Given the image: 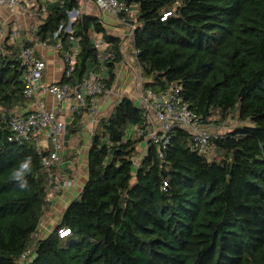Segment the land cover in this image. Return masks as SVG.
I'll list each match as a JSON object with an SVG mask.
<instances>
[{"label": "trees", "instance_id": "obj_1", "mask_svg": "<svg viewBox=\"0 0 264 264\" xmlns=\"http://www.w3.org/2000/svg\"><path fill=\"white\" fill-rule=\"evenodd\" d=\"M124 1L138 10L133 47L142 87L179 84L197 113L239 124L210 139V156L175 128L166 148L148 143L136 165L145 139L129 130L147 119L120 97L93 133L82 191L55 229L37 238L49 179L35 144L9 139L10 114L31 100L20 51L34 42L9 44L8 36L0 50V264H264V0ZM79 7V0L47 3L33 36L60 43L64 58L77 43L58 82L75 87L100 72L91 35L101 34L113 53L102 78L111 87L124 60L122 39L91 14L79 13L67 32ZM74 117L66 135L77 132L82 115ZM25 157L31 171L21 189L11 173ZM64 228L69 234L61 237Z\"/></svg>", "mask_w": 264, "mask_h": 264}, {"label": "built area", "instance_id": "obj_2", "mask_svg": "<svg viewBox=\"0 0 264 264\" xmlns=\"http://www.w3.org/2000/svg\"><path fill=\"white\" fill-rule=\"evenodd\" d=\"M93 1L100 10L118 15L120 22L127 27L129 35L133 40L135 20L138 13V10L134 6L128 5L124 0ZM46 4L43 2L41 5V10L45 15L47 13ZM35 7V0H0V8H8L14 13L17 11L28 13L33 11ZM78 14L73 15L71 12L69 13V24L77 19ZM2 28L3 23L0 19V50L3 48V41L8 36L9 44L21 41V28L19 24L16 23L14 25L11 34L4 40L1 39ZM59 31L55 33V37L58 36ZM66 31H71L69 25ZM91 36L98 50V58L102 64L101 67L104 68L105 60L113 57V53L109 50L110 44L103 39L101 34L93 33ZM34 41L35 43L41 42L38 37H34L32 42ZM42 43L47 45L46 42ZM56 47L58 50H61L60 43ZM77 52L73 50L72 54L66 53L64 58L66 62L72 65ZM20 59L24 67V94L28 99L35 101L36 107L31 111H17L10 114L9 123L12 134L9 139L10 141L19 142L32 141L35 144L36 151L42 156L41 173L49 179V184L46 187L48 196L52 187L59 188L60 186V182L53 185V171L61 162L66 151L65 136L68 125L67 121L60 115V109L51 110L46 107L45 102L40 98V93L45 92L52 95L59 104L64 101L71 102V100H75L73 104H70L71 109L73 113L77 111L82 114L85 110H95L97 98L113 92L114 88L113 86L107 87L99 74L91 75V77L75 87L65 83L45 84L42 82V77L46 65L34 44L21 47ZM138 97V106L144 111L147 119L146 125L142 128L134 126L131 130L144 137L145 146L151 143L159 148H166L171 141L170 134L172 130L179 128L187 131L192 136L201 154L210 156V139L217 135L207 126L209 118L197 113L183 99L182 88L179 84H171L167 90L159 92L141 87ZM65 184H67V181ZM68 184H70L69 181ZM67 234H69L68 229L59 230L61 237ZM22 259H27V256L23 255Z\"/></svg>", "mask_w": 264, "mask_h": 264}, {"label": "crops", "instance_id": "obj_3", "mask_svg": "<svg viewBox=\"0 0 264 264\" xmlns=\"http://www.w3.org/2000/svg\"><path fill=\"white\" fill-rule=\"evenodd\" d=\"M53 1L35 0V9L28 13L21 11L14 13L8 8H0V19L3 23L1 39L4 40L11 34L14 25L17 23L21 28V38L25 37L32 42L34 40L32 31L41 24L46 16L41 10L42 3H52ZM79 5L78 13L99 17L103 21L108 34L122 39L121 50L124 54V60L117 65L115 70L116 79L112 85L114 91L99 96L96 109L85 110L81 114L80 123L76 125L77 132L69 131L65 137L66 151L61 162L53 171V185L60 182V186L59 188L52 187L48 193V206L35 234L37 238H45L55 229L68 205L79 196L87 182L88 153L99 120L111 113L120 97L127 96L137 103L143 82L136 61L133 40L127 27L120 22L119 16L100 10L93 0H79ZM33 44L46 65L42 82L45 84L60 82L66 70V61L61 50H58L54 45H46L42 42L35 43L34 41ZM73 50L79 51L76 42L73 44ZM93 74L96 73L90 71L88 78ZM98 74L101 78L108 77L107 68L101 67ZM40 98L45 102L48 109H60V115L67 121V125L72 124L75 117L70 104H73L75 100H71V102L64 101L59 104L52 95L45 92L40 93ZM35 107V101L29 100L23 112L31 111ZM131 131L130 129L129 132ZM141 146H144V144ZM66 181L67 184H65ZM68 181L70 184H68Z\"/></svg>", "mask_w": 264, "mask_h": 264}, {"label": "rangeland", "instance_id": "obj_4", "mask_svg": "<svg viewBox=\"0 0 264 264\" xmlns=\"http://www.w3.org/2000/svg\"><path fill=\"white\" fill-rule=\"evenodd\" d=\"M138 104L139 103L137 102V105ZM238 124H239V122L237 121V118L230 117L227 120L222 121L220 119V115H218V114L212 115L207 121V126L216 135L224 134L227 131L236 127ZM129 135H135V132L131 131V132H129ZM212 151L213 150L211 149L210 152H212ZM145 152H146V146L145 145L139 146V150H138V153L136 155V162L141 159V157L145 154Z\"/></svg>", "mask_w": 264, "mask_h": 264}, {"label": "clouds", "instance_id": "obj_5", "mask_svg": "<svg viewBox=\"0 0 264 264\" xmlns=\"http://www.w3.org/2000/svg\"><path fill=\"white\" fill-rule=\"evenodd\" d=\"M30 165L31 157H25L11 173V177L17 182L18 187L21 189L27 186L26 176L31 171Z\"/></svg>", "mask_w": 264, "mask_h": 264}, {"label": "water", "instance_id": "obj_6", "mask_svg": "<svg viewBox=\"0 0 264 264\" xmlns=\"http://www.w3.org/2000/svg\"><path fill=\"white\" fill-rule=\"evenodd\" d=\"M71 14H73V15H77V14H78V11H77V10H73V11L71 12ZM71 27H72V23L69 24V28H71Z\"/></svg>", "mask_w": 264, "mask_h": 264}]
</instances>
